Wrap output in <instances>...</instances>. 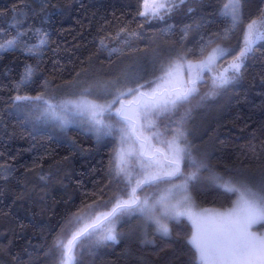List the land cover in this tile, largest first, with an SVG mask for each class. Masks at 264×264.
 I'll return each instance as SVG.
<instances>
[{"label": "trees", "instance_id": "trees-1", "mask_svg": "<svg viewBox=\"0 0 264 264\" xmlns=\"http://www.w3.org/2000/svg\"><path fill=\"white\" fill-rule=\"evenodd\" d=\"M221 6L222 0H196L163 21L149 23L137 16V0H47L44 12L39 0H0L4 41L19 30L10 28L14 11L29 8L36 14L29 12L22 29H39L40 38L47 41L41 58L19 48L0 52V167L7 170V178L0 179V264H58L54 241L71 238L79 226L69 223L74 214L93 203L101 206L99 210L106 203L110 208L111 198L123 188L114 179L113 137L98 140L70 128L67 139H59L48 129H34L15 111L14 97L51 95L74 82L77 73L95 75L129 55L156 47L161 48L159 57L167 60L181 49H198L201 37L205 44L215 41L207 50L216 43L228 46L216 37L226 26L218 15ZM189 7L194 11L189 12ZM261 9L264 0H246L245 22L256 18ZM187 25L192 29L185 38ZM131 32L139 35L131 38L128 48L124 40ZM24 39L39 43L34 32ZM101 40L107 48L101 47ZM111 48L120 51L110 55ZM230 61L231 56L220 63L226 66ZM28 65L34 75L17 91ZM210 88V80L201 84L190 106L193 127L187 138L193 154L205 156L219 175L258 177L264 173V42L236 81L199 103ZM190 194L200 208H228L236 198L206 180L194 183ZM169 228V236L150 233L151 240L144 242L125 234L116 242L85 249L79 264H193L187 242L190 223L181 217L169 221Z\"/></svg>", "mask_w": 264, "mask_h": 264}, {"label": "snow or ice", "instance_id": "snow-or-ice-1", "mask_svg": "<svg viewBox=\"0 0 264 264\" xmlns=\"http://www.w3.org/2000/svg\"><path fill=\"white\" fill-rule=\"evenodd\" d=\"M137 2V16L150 23L163 21L196 0ZM245 3L246 0H222L218 15L226 26L216 37L229 42L228 46L216 43L207 50L215 41L205 44L201 37L198 49H181L175 58L167 60L157 54L138 58L112 79H90L87 75L80 79L81 73H77L72 86L79 92L73 99L58 101L46 93L14 97L13 106L34 114L38 121H52L61 128L84 126L98 140L105 137L119 140L114 179L123 188L111 198L114 202L110 208L106 203L104 210H99L101 206L93 203L85 206L86 211L74 214L69 223L74 221L79 226L71 238L65 242L61 236L54 241L58 264H79L78 257L85 249L116 242L121 235L117 226L132 217L140 219L137 227L146 229L154 225L155 232L162 236L170 234L169 221L186 217L192 224L187 242L193 252V264H264V232L254 230L256 226L264 228V173L258 177L215 173L205 156L193 154L185 128L192 101L199 95V86L211 82L210 91L200 97L199 103H202L236 81L257 46L264 42V9L246 23ZM39 4L40 11L44 12L47 0H39ZM187 10L194 11L192 7ZM29 12L36 14L31 8L14 11L10 28L19 30L7 41L0 37V52L19 48L28 55L42 57L47 41L40 38V30L22 29ZM191 29V25L185 26V38ZM29 32L35 33L39 43L30 44L24 39ZM138 35L128 33L125 46L130 48L131 38ZM233 40L235 44L231 43ZM100 44L107 48L103 40ZM118 51L111 48L109 54ZM229 56L231 61L221 65L220 61ZM33 75V67L26 66L16 90L27 85ZM186 105L189 107L185 108ZM6 172L0 167V179L7 178ZM205 172L217 187L235 194L230 208L222 212L195 210L190 188L205 179Z\"/></svg>", "mask_w": 264, "mask_h": 264}, {"label": "rangeland", "instance_id": "rangeland-1", "mask_svg": "<svg viewBox=\"0 0 264 264\" xmlns=\"http://www.w3.org/2000/svg\"><path fill=\"white\" fill-rule=\"evenodd\" d=\"M161 52V48L156 47L154 50H150V51H142L138 54H134V55H129L121 60H119L117 63L113 64L112 66H109L108 69L106 71H102V72H98L97 74H88L87 77L90 79H96V78H100V79H104V80H108V79H112L115 78L116 76H118L121 71L128 65H132L133 62L135 60H137L138 58H144V57H152L153 54H157L159 56ZM85 76H82L80 79H84ZM73 82L66 84L65 86H63L61 89H58L57 91H55L53 94H51L50 96H55L56 99L59 100H65V99H73L75 98V95L79 92V89L76 87L72 86ZM26 95V94H24ZM28 96H36V95H28ZM15 111L17 112V114H19L20 116H22L24 118V120L34 129H48L50 131H52V133L54 134L55 137L59 138V139H67V133L68 130L70 128H76L79 129L81 131H85V127L84 126H79V125H72L69 126L67 128H61L59 126H57L54 122L52 121H43V120H36L35 115H30L28 112L26 111H21L18 110L15 107ZM190 116L188 118V123H186L187 125H185L186 128V132H187V137L190 133V131H192V127H193V123L191 124L192 121L190 120ZM89 133V132H87ZM92 134V133H90ZM93 135V134H92ZM95 136V135H93ZM115 142H116V150H115V154H114V174H115V167L116 164L118 163L117 161V152L120 148V144H119V140L118 138H114ZM188 142L189 139L187 138ZM205 179L202 180H206L207 182H210L212 184H214L211 180L207 179V177L209 176V173L205 172L204 174ZM215 185V184H214ZM191 196V194H190ZM192 198V196H191ZM236 199V198H235ZM193 200V198H192ZM194 202V200H193ZM231 207V206H230ZM228 207V208H230ZM202 209H209V210H213V211H224L227 208L224 209H219V208H200L197 207L195 208L196 211H200ZM185 218L191 225V222L186 218ZM86 222V221H83ZM141 221L138 217H132V218H125L124 220H122V222L117 226V230L119 233H121V235H131V236H137V237H141L142 241H148L151 240L149 234L150 233H155V228L154 225H150L148 228L144 229V228H139L137 227L138 225H140ZM255 231H261L264 232V228H261L259 226L254 227ZM146 233V235H145ZM169 236V235H168ZM119 239V237L117 238V240Z\"/></svg>", "mask_w": 264, "mask_h": 264}]
</instances>
